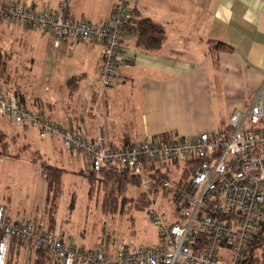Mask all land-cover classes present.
<instances>
[{"label":"built area","instance_id":"obj_1","mask_svg":"<svg viewBox=\"0 0 264 264\" xmlns=\"http://www.w3.org/2000/svg\"><path fill=\"white\" fill-rule=\"evenodd\" d=\"M72 0H61L57 10L38 9L22 1L0 3V19L40 31L55 30L57 44L68 39L102 44L94 107L108 89L119 84L130 0H116L109 20L101 23L74 18ZM0 113L10 122L31 125L41 138L54 137L68 153L87 157L91 170L128 166L149 194V217L158 226L160 243L137 247L123 240L114 246L66 243L38 219L15 220L0 205V264H7L13 240L34 250L48 251L60 264H264V98L261 94L245 111H236L222 132L195 137L171 135L112 143L101 126L94 136L62 125L41 110L25 105L14 92L0 90ZM167 166L190 169L188 183L159 177L150 169ZM157 190L158 192H151ZM172 209L161 211L158 194ZM150 205V206H151ZM173 217V218H172Z\"/></svg>","mask_w":264,"mask_h":264},{"label":"crops","instance_id":"obj_2","mask_svg":"<svg viewBox=\"0 0 264 264\" xmlns=\"http://www.w3.org/2000/svg\"><path fill=\"white\" fill-rule=\"evenodd\" d=\"M17 1L38 9L57 10L61 0H0V3ZM115 1L72 0L69 14L89 22L95 17V23H101L111 17ZM130 18H151L163 27L164 39L160 47L147 48L131 28L125 31V62L118 71L119 84L110 88L103 99V114L102 102L98 108L94 107L97 89L85 112L80 111L78 103L70 101L78 94L82 81L90 78L88 71L73 75L67 84L63 82L68 92L62 105L49 102L46 111L41 109L45 104L39 100L33 104L27 98L23 103L28 107L31 103L62 125L83 130L87 136L96 135L101 126L107 138L116 144L156 138L164 133L195 137L209 128H213L210 132H222L229 125L231 114L248 109L258 94L264 98V0H130ZM9 21L0 19V27ZM15 25L19 27L1 28L10 46L0 45L12 54L10 61L14 63H17L13 55L17 52L15 47L17 43H28L30 30L41 32L42 36L32 33L37 35L36 39L55 41L56 49L66 42L73 50L82 41L77 40L71 48L68 39L57 44L55 30H48L53 32L52 38L45 34L48 31L17 22ZM20 27L21 30L17 29ZM218 41L226 47L218 48L215 45ZM83 42L91 44L90 64L94 63L93 75L99 80L102 44ZM135 93L137 99L133 97ZM125 94L134 106L132 110L137 112L132 119L123 112L127 125L123 115L116 112ZM19 216L15 220L25 219H18ZM83 245L96 244L87 241Z\"/></svg>","mask_w":264,"mask_h":264},{"label":"rangeland","instance_id":"obj_3","mask_svg":"<svg viewBox=\"0 0 264 264\" xmlns=\"http://www.w3.org/2000/svg\"><path fill=\"white\" fill-rule=\"evenodd\" d=\"M90 21L95 23L96 18L91 17ZM15 23L11 20L0 27L1 46H10L9 41L5 42L6 35L1 28L7 29L9 25L19 27ZM17 29L21 30V27ZM30 31L42 36L41 32ZM32 33L28 36V43H17V52H13L17 63L10 61L8 71L0 78V90L17 92L20 97L30 99L33 104L39 100L45 104L41 109L47 111L46 104L49 102L61 105L65 103L68 89L63 82L67 84V80L73 75L88 71L90 78L82 81L78 94L70 100L74 104L78 103L80 111H87L92 94L98 87L97 77L93 75L94 63L90 64L92 57L88 49L91 44L78 41L72 50L65 42L61 48L56 49L55 41L50 43L36 39L37 35ZM45 34L52 38L54 36L51 31ZM108 91L109 89L106 94ZM133 97L137 99V95ZM103 102L105 104V101L102 100L101 104L102 114ZM30 107L38 109L31 103ZM132 107L134 106L125 94L118 104L119 111L114 110L123 115L124 125H127V120L123 112L126 111L131 119L132 115L137 114ZM261 124L264 125V118ZM0 125L7 133L6 137L0 138V205H4L14 219L20 214L18 219H38L45 225H50L49 220L54 211L53 228L57 233L65 235L66 243L73 245H83L88 241L95 244L107 243L112 247L123 240L137 247H150L160 243V231L148 213L153 205L150 197L148 199L142 193L141 186L131 184L129 179L118 183L105 178L103 184L96 177L89 182L91 168L87 157L68 153L54 137L41 138L35 127L12 123L1 113ZM128 128L132 129L131 123ZM211 130L213 128L205 129L208 132ZM43 160L64 168L63 184L54 210L49 208L51 200L48 183L43 175ZM180 176L184 178L182 169L176 171L175 179H180ZM142 194L146 195L145 204L140 198ZM165 194V197L158 194L157 201L160 210L169 213L172 207L168 201V192ZM114 196H119V209L115 212L105 211V206L112 209ZM15 243L9 253V264H37V250L18 240ZM53 263L50 261L49 264Z\"/></svg>","mask_w":264,"mask_h":264},{"label":"trees","instance_id":"obj_4","mask_svg":"<svg viewBox=\"0 0 264 264\" xmlns=\"http://www.w3.org/2000/svg\"><path fill=\"white\" fill-rule=\"evenodd\" d=\"M127 30L131 28L133 32L137 35L138 41L145 45L147 48H158L161 46L163 39H164V30L163 27L153 21L151 18H141L139 20H134L133 18L129 19L127 22ZM215 45L218 48L226 47L225 44L218 41L215 42ZM12 54L10 52H6L2 50L0 47V78H3L6 72L8 71L7 68L9 67V63L11 60ZM72 80V79H71ZM19 97V99L24 102V97H20L17 92L14 93ZM74 130H78L76 128H72ZM7 133L0 125V138L6 137ZM161 138L163 139H170L171 135L169 133L160 134ZM43 165V175L47 180L48 183V189H49V200H51V206L49 207L51 210H54L56 207L57 198L60 195L62 184H63V175H64V168L60 167L58 165L52 164L48 162L47 160L42 161ZM150 169H155V172H149V174H155L159 177H165L167 179H172L173 175H175L176 170L174 168L168 167L162 171L160 167H156L155 165L152 166ZM184 178L180 176V184L183 182L188 183L190 180V169L187 168V166L182 167ZM93 173V174H92ZM96 177H98V182H101L104 184L105 178L107 180H113L114 182H127L129 179L131 184H135L137 186L139 185V177L132 173V170L128 166H118V165H111L104 167L100 171H95L90 169V173L88 175V180L91 182V180H95ZM151 192H158L157 190L151 191ZM123 193V189L122 192ZM142 193L146 194L149 199V194L142 190ZM91 194V192H90ZM142 194L140 197L142 200V203L145 204L147 202L146 195ZM119 196L113 197V204H111L112 209H107L105 206V211H117L120 207V201L118 200ZM130 197V199H132ZM139 206V205H138ZM150 206V205H149ZM140 208H143L139 206ZM8 212V210H7ZM50 226L54 227V211L52 212V217L50 218ZM15 241L11 243V248L15 246ZM261 242L264 243V238L261 239ZM11 250V249H10ZM39 252L38 262L37 264H49L50 261L54 262L53 264H60L58 259H56L54 256L50 254L48 251H42L37 250ZM50 259V260H49ZM9 264V262L7 263Z\"/></svg>","mask_w":264,"mask_h":264}]
</instances>
